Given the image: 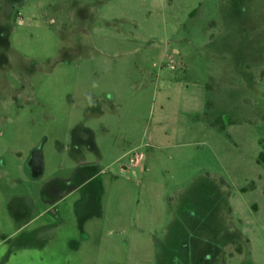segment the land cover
<instances>
[{"label": "rangeland", "instance_id": "obj_1", "mask_svg": "<svg viewBox=\"0 0 264 264\" xmlns=\"http://www.w3.org/2000/svg\"><path fill=\"white\" fill-rule=\"evenodd\" d=\"M54 1L0 2V264H188L168 205L203 217L191 264H264V0H110V32ZM174 83L213 103L189 141L157 137Z\"/></svg>", "mask_w": 264, "mask_h": 264}, {"label": "crops", "instance_id": "obj_2", "mask_svg": "<svg viewBox=\"0 0 264 264\" xmlns=\"http://www.w3.org/2000/svg\"><path fill=\"white\" fill-rule=\"evenodd\" d=\"M70 5L74 6L73 9L78 12V14H87V17L91 19V21L95 22V28L93 31L96 32H110V27L112 25V18L110 17L111 13L114 12V10H111L112 3L110 0H67ZM0 2H3L7 4L8 8L15 9L17 4L23 5L26 0H18L17 4H13L11 2L7 3L5 0H0ZM15 2V1H13ZM65 3L67 4L66 0H55L54 2L50 3L47 8H63L65 6ZM11 9V10H12ZM117 12L123 10L122 6H118ZM2 10L0 9V16L2 15ZM10 13V12H9ZM98 24H101L99 26ZM102 34V33H101ZM106 34V33H105ZM91 35V34H90ZM172 90H163L160 92V96L163 95V98H165L166 103H164V100H162L161 104L157 107L156 114H154L153 118H155L158 126L157 129V137H164L166 138L167 135L163 132L164 128L166 126H175V128L179 131V134L181 136H185L186 139L183 141H189L192 136L195 137L198 135L202 129L203 125L201 123L202 115L207 114L206 112V104L210 103L209 100L206 98L207 92H208V85L206 83H199V84H193V85H179V84H173L171 87ZM175 93L177 95H180V97H183L182 99L178 100L177 102H174L176 100L171 99L170 94ZM172 100L173 102L169 103V100ZM212 103V102H211ZM213 104V103H212ZM180 112L182 115L177 116L176 113ZM188 113V115H187ZM221 117V116H216ZM215 118V119H216ZM222 118V117H221ZM195 120V121H194ZM225 124V120L222 118ZM212 119H208L205 122L207 123V127H212ZM232 123L230 120L228 121V124ZM103 131H106V129H103ZM208 130H206L207 132ZM91 131H89L90 133ZM87 131H85V134ZM84 135V133H83ZM93 143V141H91ZM135 149H131L130 151H122L119 158L115 159L113 163H120L119 164V177L122 178L124 181L132 183L133 179L129 178L130 175L136 176L138 173H142L143 170L140 168L141 161L143 159L142 155L138 154ZM124 158H127V160H123ZM136 170V171H135ZM101 170L97 169L94 172L90 173L88 175V178L85 180H88L89 183L93 180H96V178L99 176ZM114 183H116L119 178L118 176H114ZM137 186V184H136ZM149 201L152 203L149 204ZM141 204V202H139ZM155 203L154 198L146 201L144 204L147 207H152V204ZM140 206H143L140 205ZM139 206V207H140ZM161 205L159 204V207ZM176 205L173 208L172 206L168 205V216L171 218L170 222L173 223L172 230L177 234L178 238H181L182 235L184 237L183 243L179 244L178 246L181 248L183 246V252L185 255L186 263L191 264L190 261H192V255H194L195 247L196 245L201 244H195L193 242V238H202L203 234L205 236V233L203 232V225L201 223L203 222V217L198 215H190L189 217H181L176 214ZM230 211L231 208H230ZM194 220H198V223L200 224H194ZM180 233L182 235H180ZM204 245L207 248V242L204 243ZM203 246V239H202V245ZM200 249V248H199ZM206 250V249H205ZM200 256L195 257V262L197 264H206L207 263V252L204 250H201ZM183 255V256H184ZM206 258V259H205ZM204 262V263H202Z\"/></svg>", "mask_w": 264, "mask_h": 264}, {"label": "trees", "instance_id": "obj_3", "mask_svg": "<svg viewBox=\"0 0 264 264\" xmlns=\"http://www.w3.org/2000/svg\"><path fill=\"white\" fill-rule=\"evenodd\" d=\"M212 126L213 127H217L221 131H224L225 130L224 121L222 120L221 117H217L212 122ZM256 161H257L258 164L264 165V147H262V151L258 154Z\"/></svg>", "mask_w": 264, "mask_h": 264}]
</instances>
